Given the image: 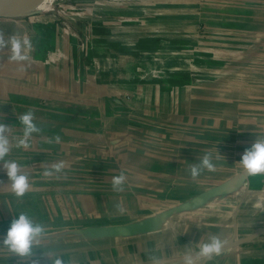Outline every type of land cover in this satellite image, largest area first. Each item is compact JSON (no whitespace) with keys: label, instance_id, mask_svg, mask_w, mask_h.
<instances>
[{"label":"crops","instance_id":"0c3cea01","mask_svg":"<svg viewBox=\"0 0 264 264\" xmlns=\"http://www.w3.org/2000/svg\"><path fill=\"white\" fill-rule=\"evenodd\" d=\"M176 3V0L174 2L159 1L156 16L144 17L142 20L144 26L131 30L134 34L125 35L128 38L139 35L154 36V34L180 36L183 26L191 25L196 18L197 11L195 9L194 14L192 9L185 13L177 12V7L174 6ZM170 4H173V9L167 7L171 6ZM241 7L243 11L242 13L238 11L237 25H230L235 21H231L232 18L229 17H227L228 22L223 23L225 28L221 35L224 34L225 37L227 35L229 43L225 44L220 52L229 53L227 56L222 55L224 69L220 76L211 79L203 87L195 86V89L189 92L180 89L177 94L166 93L154 85L138 86L128 91L110 89L103 92L100 90V93L93 98L99 103L105 99H111L112 103H110L119 111H124L126 106L119 99L128 96L135 106L140 98L143 113L150 112L151 115H156L157 121L153 120V124H147L142 129L135 127L126 130L127 135H137L142 138V142L136 145L124 144L122 138L115 137V132L114 136L110 134L107 142L102 141L107 143L108 147H106L98 143L100 142L98 139V142L89 140L90 137H99L97 130H79L77 137L84 142L80 149L82 150L81 155L79 159H69L78 165L92 159V166L96 170H102L101 166L108 164L107 162L121 163L123 169H127L125 171L127 179L137 180L134 182L137 186L138 181H142L141 190L143 192L150 188L152 193L157 192L156 194L164 200L167 196L163 195L162 188L168 181L177 180V200L173 206L171 208L165 206L161 209L162 211L159 210V217L152 219L148 217V220L143 217L142 220L147 221L136 224L135 227L125 225L128 228L127 231L106 230V232L96 228L95 221L87 225L85 214L80 215L79 213L78 217H72L75 218L73 221H70L69 216L71 209L78 212L92 211L93 216L97 215L101 212V208L96 209L100 195L81 194V196L89 195L87 199H83L82 205L66 204L62 199L59 203L52 201L47 204L48 198L46 201L39 202L40 200L37 199L39 175L37 171L30 169L23 171L29 177L30 190L22 198H17L11 190V181L8 180L6 171L0 164V241L6 236L12 220L18 218L21 213L28 214L34 221L46 226L45 236L40 239L39 243L33 245L32 256L21 258L11 254L6 247L0 246V264H52L56 258L62 259L64 264H152L150 256H156L160 264H183L186 254L191 252L195 256L199 250L198 244L207 242L213 235L226 241V245L222 253L213 257L207 264H264V174L249 175L240 166L235 172H231L232 165H236L235 161L241 159L245 150L250 149L256 140H264V113H258L262 109L261 102L264 103V32L256 26L245 29L246 20L244 19L247 17V12L244 13V11L249 5ZM97 17L99 21L105 20L110 26L104 29L98 28L99 31L109 32L108 37L120 35L119 31L122 27L118 25L113 27L119 19L117 16ZM253 19L257 20L256 17ZM151 22H155V26L148 27ZM122 30H125V33L130 31V29ZM0 33L4 34L6 41L8 37L15 36L20 40L28 39L32 44L30 50L24 51L30 59L20 63L10 59L12 55L10 44L0 49V120H3L7 126H11L9 154H14L15 151L22 149L16 146L17 139L23 135L22 125L17 117L29 110L34 111L35 122L41 114L52 115L47 109L38 113L37 105L38 100L45 99V103L53 107L54 90L61 92L58 98L62 100L60 103L62 106L70 102L71 86L72 98L84 99L86 91L77 86L75 80H72L71 69L66 64H63L60 70L49 66L53 65L49 62L53 49H60L66 60H69L72 54L71 38H67V34L61 29L59 23L51 22L49 17H39L34 23L26 20H0ZM233 38L240 41V44L232 43ZM146 45L142 44L143 50ZM80 65L81 63L77 71ZM171 66L174 65L171 64ZM21 68L24 70L21 71ZM113 68L115 67L109 65L97 66L94 71L106 72L108 70L110 72ZM39 72L43 74L49 72L52 78L50 79L49 75H39ZM39 84L42 85L45 93L42 98H38L37 95ZM218 86H221V89ZM76 90L79 91L77 95H75ZM48 91H51L50 95ZM251 98H253L252 102L249 101ZM176 108L177 127L175 130L169 131L166 126L160 127L165 123L166 115H176ZM243 110L253 111L247 112L244 116ZM214 112L220 113L217 115L219 118L215 117ZM203 113L206 115L203 116ZM239 116L244 118H236L238 122L234 129L237 132L238 127V131H244L245 134L240 135L244 145L237 141L229 145H224L221 141V143L213 144L211 141V144H203L205 148L211 149L222 147L223 151L207 152L212 155L216 168L212 172L204 170L197 179L193 180L190 167L198 164L203 157H199L197 152L198 146H201L197 142L196 135L198 122L200 125H211L210 138L214 140L215 127L219 131L229 130L234 125V120L232 123L229 121L232 117ZM214 120H219V122L215 124ZM155 123L161 125L155 126ZM187 123L190 124L188 129H183V126L179 125ZM62 124L63 122L60 121L45 127V131L50 129L46 133L48 136L42 132L34 134L29 142L30 147L36 149L40 138L43 141L42 145H45L48 150L59 148V144L73 136L71 131H68L69 128H62ZM191 129L196 133H193ZM150 133H156L158 140L150 142ZM56 135L61 137V142L50 144L49 139ZM169 136L172 137L170 141H164V137ZM92 143L95 145H92L94 150L90 149ZM119 147L124 151H117ZM237 148L239 152L235 154L233 150ZM240 148L243 150L241 151ZM101 149L103 153L100 152ZM143 149L147 153L151 151L153 155L141 154L144 153ZM87 156L91 158L88 159ZM134 168L141 171H136L141 174H135ZM21 169H23L22 166ZM243 174L246 176L241 177ZM199 179L223 180L224 182L218 185L208 182L206 186H202L197 184ZM226 183L232 184L226 186ZM46 186L43 194H49L54 198L53 192ZM73 194H67L69 200ZM144 206L147 207L143 204ZM126 209H130L128 204ZM71 222L74 224L71 225ZM133 222L135 223V220L127 221L126 224ZM169 225L173 227V232L169 229ZM257 232L259 235L253 238L249 236ZM193 264H201V261L194 260Z\"/></svg>","mask_w":264,"mask_h":264},{"label":"rangeland","instance_id":"374dc122","mask_svg":"<svg viewBox=\"0 0 264 264\" xmlns=\"http://www.w3.org/2000/svg\"><path fill=\"white\" fill-rule=\"evenodd\" d=\"M159 1L174 2V0H49L47 10L40 11L41 13L39 14L23 17H0V20H26L33 23L39 17H49L51 22L59 23L61 29L67 34V38H71L72 45L70 47L72 54L70 59L66 60L64 53L60 49H53L50 54L53 61L50 63L53 65L49 66L60 70L63 64H66L71 69L72 80H75L77 86L85 89L86 97L84 99L72 98L73 90L71 86V98L69 99V104H65L68 106L66 107L60 104L62 100L58 98V95L61 92L54 90L53 107H49V104L47 105L45 103L44 98V100H38L37 105L38 113L47 109L48 113H52V115L41 114L37 117L36 123L45 135L50 131V129L45 131V127L62 121V128H69L68 131H71L73 136L68 140L66 139V142L59 144V148L56 147L53 150L45 148V145H42L43 141L39 138L36 149L31 147L28 149L22 148L21 150L15 151L14 154H8L5 158L6 160L17 162L22 166V171H28L30 169L37 171L39 175V193L37 199L40 200L37 201L39 202L46 201L48 198L46 203H51L52 201L59 203L62 199L66 204L82 205L83 199H87L89 195L81 196V194L100 195L101 198L97 201L98 205L96 209L101 208V212L93 216L92 211H90L91 213L89 211L78 212L75 209H71V212H69V216L71 217L70 221H73L75 218L72 217H78L80 213V215L85 214V223L87 225H91L95 221L97 223L96 228L102 231L125 228V225L135 227L136 224H142L144 221H147L148 217L150 219L159 217V212L162 211V208L165 206L171 208L177 200V180L168 181L166 186L162 188L163 195L165 194L167 196V198L164 196L166 198L165 200L159 197V194H156L157 192L152 193L150 188L143 192L141 190L142 181H138V186L134 184L137 180L131 181L127 179L125 191L115 192L112 188L113 177L121 173L127 177V174H125L127 169H123V164L107 162L108 164L105 163V165L101 166L102 170H96L92 166V159L87 160L86 163H79V165L78 163L74 164V161H69L71 158L75 160L79 159L80 153L82 152L80 149L83 147L84 142L77 137L80 132L79 130H97L99 137H90L89 140L98 142V139L100 141L98 143L106 145V147H108L107 143H103L102 141L107 142L110 134L114 136L115 132V137L122 138L124 144L129 145L133 143L136 145L142 142V138L137 137V135H127L126 133L128 131L126 130L134 129L135 127L142 129L147 124H153V120L157 121L156 115H151L150 112L143 113L140 106V98L137 100L139 103L135 106H133L134 103L131 102L132 99L128 98V96L119 99L120 102L126 105L124 111H119L116 109L117 107L111 104V99H105L99 103V101L93 98L100 93V90H103V92L110 89L113 91H118V89L120 91H128L138 86L154 85L166 93L177 94V91H180V89L189 92L194 90L195 86H205L211 79L223 73L224 58L222 55L227 56L229 53L225 51L223 53L222 51L220 52V49L229 43L228 36L221 35L225 28L223 23L228 22L227 17H229L232 18L231 21H235V23L232 22L230 25H237L238 11L242 13V5H249L244 11V13L247 12V17L244 19L246 20L244 25L245 29L256 26L264 32V0H176L177 3L174 6L177 7V12L181 11L185 13V11L192 9V13L194 14L195 9L197 11L196 18L191 22V25L183 26V31L180 36H158L154 34V36L139 35L128 38L125 34H134L132 32L134 29L144 26L142 24L144 17L156 16ZM170 5L167 7L173 9V4ZM189 6L191 8H188ZM100 12L105 16L100 14ZM110 15H115L119 18L117 24H113V27L116 25L122 27L119 31L120 35H117L118 37H108L109 32L98 30V28L104 29L110 26H108L109 23L105 20L99 21L97 16L108 18ZM254 17L257 18L256 21L253 19ZM125 18L128 19L126 20ZM98 22L101 23L99 24ZM153 26H155V22L148 24V27ZM122 29H130V31L125 33V30ZM232 43L238 45L240 41L233 38ZM142 44H148V46L146 45L143 50ZM242 48L238 49L241 50ZM79 62L81 63V67L77 71ZM171 64L174 66H171ZM105 65L115 68L110 72L108 70L106 72L94 71L97 66L103 67ZM101 69L103 71L105 70L104 68ZM39 75H49L48 77L50 79L52 78L49 72L46 74L39 72ZM41 86L39 84L37 92L38 98H42V95L45 94ZM218 88L221 89V86H218ZM50 92L48 91L49 95ZM78 92L76 90L75 95ZM252 99L249 101L252 102ZM249 101L247 100L246 102L248 103ZM260 105L262 109L258 113H264V103L261 102ZM243 111V115L246 116L247 112H252L253 110ZM219 114L218 112H214L215 117ZM147 115L148 117L146 118ZM204 115L206 114L203 113ZM236 118L240 119L244 117H232L229 122L232 123V120H234V125L229 130L221 129L219 131L215 127L213 131L214 140L210 138V134H212L210 131L211 125H200V122H198L197 133L191 129L193 133H196L197 142L201 145L198 146L197 150L199 157L204 156L205 153L211 150L223 151L222 147L211 149L203 146L205 143L211 144V141L213 144L221 141L224 145H229V143L237 141V143L244 145L240 139V135L245 134L244 131H238V127L237 132L234 129L235 124L238 122V120L236 122ZM214 121L215 124L219 122V120ZM159 125L161 124L155 123V126ZM179 125L183 126V129H188L190 124ZM163 126H166L169 131L175 130V127H177V108L175 116H165V123L160 127ZM101 130L103 132H100ZM118 130L121 132L119 133ZM157 137L156 133H150L149 141L158 140ZM170 138L172 137H164V141H170ZM92 145L94 144L92 143L90 145V149L94 150ZM120 147L117 151H124ZM224 147L228 148V146ZM242 148H240L241 151L243 150ZM150 149L155 150L154 148ZM104 150L113 151L114 149ZM143 151L144 153L141 154L145 156L153 155L151 151L149 153L145 149ZM233 151L236 154L239 152V148ZM100 152L103 153V150L101 149ZM90 158L88 157V159ZM240 161L241 159L235 161L234 164L236 165H232L233 170L231 172H235L239 166L242 167L239 164ZM57 162H64L65 164L61 178L49 179L43 177L44 170L50 168ZM149 166L153 167V165ZM136 171V168H134L135 174H141L137 173L139 170ZM244 175L246 176V174H243L241 177ZM208 182L209 184L212 183V185H218L224 181L197 180V184L202 186H206ZM231 184H227L226 186ZM45 185L53 192L54 198L49 194H43ZM69 193H74L71 200L67 196ZM126 203L130 209H126ZM143 204L147 205V207L144 206L146 207L144 209L146 211L143 210ZM117 205H120L124 209L123 213L117 210ZM143 217H146L147 220H142ZM131 220H135V223L126 224L127 221ZM72 224L74 222H71ZM169 229L173 232L171 225H169ZM257 235H259L258 232L249 236L253 238ZM170 246L173 248L172 244Z\"/></svg>","mask_w":264,"mask_h":264},{"label":"clouds","instance_id":"9594fccd","mask_svg":"<svg viewBox=\"0 0 264 264\" xmlns=\"http://www.w3.org/2000/svg\"><path fill=\"white\" fill-rule=\"evenodd\" d=\"M11 45L10 51L12 55L10 59L14 62L20 63L30 59L29 56L24 54V51L30 50L32 44L30 40H20L15 36L8 37L6 41L4 34L0 33V49H4ZM24 69L21 68V71ZM19 123L23 128L22 137L17 139V147L28 149L30 147V140L34 134H40L42 129L38 127L35 122V113L32 110L19 116ZM11 126H7L3 120H0V164L6 171L8 180L11 181V190L17 198H22L26 192L30 190L29 177L23 173L21 166L13 161L6 160L11 150V141L9 133ZM51 143L59 144L61 137L56 135L49 139ZM239 164L246 170L249 175L264 174V140H256L252 147L244 152ZM65 167L64 162H57L50 168L45 169L43 177L60 179ZM216 165L210 153H206L198 164H193L190 167V175L193 180L197 179L204 170L209 172L214 171ZM127 177L121 173L113 177L112 188L115 192L125 191V183ZM117 210L123 213L124 209L117 205ZM46 234V226L42 223L34 221L28 214L21 213L18 218L13 219L6 236L0 241V246L6 247L11 254H15L21 258L30 257L33 255V245L39 243L40 239ZM199 250L195 256L189 252L184 257L183 264H193L194 260H200L201 264H207L215 256L222 253V249L226 245V241L222 240L219 236H211L209 240L203 244H198ZM149 259L152 264H160L156 256H150ZM52 264H64L63 260L56 258Z\"/></svg>","mask_w":264,"mask_h":264},{"label":"bare ground","instance_id":"6f19581e","mask_svg":"<svg viewBox=\"0 0 264 264\" xmlns=\"http://www.w3.org/2000/svg\"><path fill=\"white\" fill-rule=\"evenodd\" d=\"M48 6L49 0H0V17H23L39 14L43 10L46 11Z\"/></svg>","mask_w":264,"mask_h":264},{"label":"water","instance_id":"95a60500","mask_svg":"<svg viewBox=\"0 0 264 264\" xmlns=\"http://www.w3.org/2000/svg\"><path fill=\"white\" fill-rule=\"evenodd\" d=\"M5 18H9V17H5ZM128 230V228H116V229H113V230H111V231H115V232H121V231H127Z\"/></svg>","mask_w":264,"mask_h":264},{"label":"built area","instance_id":"2783aa9c","mask_svg":"<svg viewBox=\"0 0 264 264\" xmlns=\"http://www.w3.org/2000/svg\"><path fill=\"white\" fill-rule=\"evenodd\" d=\"M52 61V59H49V62H51Z\"/></svg>","mask_w":264,"mask_h":264}]
</instances>
